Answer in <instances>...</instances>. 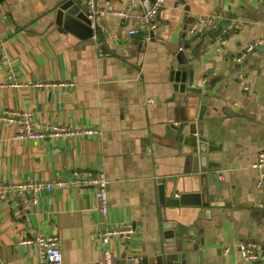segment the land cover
Masks as SVG:
<instances>
[{"label":"crops","instance_id":"crops-1","mask_svg":"<svg viewBox=\"0 0 264 264\" xmlns=\"http://www.w3.org/2000/svg\"><path fill=\"white\" fill-rule=\"evenodd\" d=\"M64 1L0 0V182L55 181L70 178L75 168L103 170L111 226H135L130 240L111 241L121 264L127 254L141 260L161 252L164 213L195 226L196 237L183 247L186 264H264V183L257 186L252 166L264 150V44L238 58L264 37V0H166L149 41L143 32L130 33L132 17L115 13L129 6L133 13L141 0H95L104 12L88 38L56 23ZM204 16L215 17V29L203 25L186 33ZM192 37L187 66L203 85L206 106L203 118L191 122L204 123L212 146L208 162L226 203L222 214L201 221V205L161 204L158 194L160 179L184 175L187 147L171 126L183 121L186 108L170 72ZM9 110L30 111L39 123L98 128L100 134L18 139V127L1 117ZM96 205L91 186L43 189L36 201L27 195L23 203L0 195V264H41L39 246L22 243L39 232L59 237L66 260L99 264L95 232L106 220ZM247 239L260 244L255 262L237 248Z\"/></svg>","mask_w":264,"mask_h":264},{"label":"built area","instance_id":"built-area-1","mask_svg":"<svg viewBox=\"0 0 264 264\" xmlns=\"http://www.w3.org/2000/svg\"><path fill=\"white\" fill-rule=\"evenodd\" d=\"M89 7L88 14L91 19L96 21L99 14L104 10L100 8L95 0H86ZM166 0H141L140 7L135 12L131 13V6L125 10H119L115 13L121 16L124 20L132 17L136 26H132L130 33L136 34L143 32L144 39L149 41L153 37V33L158 29V21L160 12L165 5ZM207 26L211 29L216 28L214 16H204L197 22H194L187 33L194 35L195 31L200 26ZM226 40L222 39L219 43L218 50ZM264 44V37L258 38L245 46L239 59L246 57L249 53L255 50L259 45ZM243 82V81H242ZM39 85L48 83L39 82ZM10 85L20 86L16 81L10 82ZM1 117L15 124L18 129L15 134L18 139H42V138H58L69 135H99L100 130L94 127L77 128L67 124H45L39 123L33 119V114L30 111H6ZM252 166L258 171L256 184L261 187L264 183V150L259 151L256 160ZM77 185L91 186L96 190L97 205L96 211L101 218L106 220V225L103 229L95 232L98 238V243L101 251L99 264H121L111 248V241L114 237L120 236L126 241L130 240L135 233V226L132 221H126L121 226H111L110 218V198L108 196L109 179L103 170H94L91 168H75L73 174L68 179L59 180H35L29 179L19 182H0V195H13L16 201L23 203L27 195H30L33 201L37 200V194L43 189H53L58 186ZM24 244L36 243L41 251V264H81L79 262L68 261L65 259L60 247V239L57 235H51L39 232L31 237L22 240ZM243 258L246 261L255 262L260 257L261 247L258 241L247 239L241 241L238 246ZM229 250V247L224 249ZM123 264H135L140 261V257L127 254L122 258Z\"/></svg>","mask_w":264,"mask_h":264},{"label":"water","instance_id":"water-1","mask_svg":"<svg viewBox=\"0 0 264 264\" xmlns=\"http://www.w3.org/2000/svg\"><path fill=\"white\" fill-rule=\"evenodd\" d=\"M88 10L86 0H65L57 8L56 23L63 29L70 30L82 38L93 37L99 26L97 19L94 21L89 17ZM223 29L224 27L221 25L213 32V35L217 36ZM195 38L192 37L186 48L179 52L178 63L170 72L174 91L180 94L179 99L186 108L183 121L171 126L175 130L174 135L178 136L177 141H181L187 147L184 175L160 179L158 194L161 204L179 206L180 204L197 203V205H201L203 210H200L197 215V221H201L202 219H212L213 214H222L226 203L222 202L221 191L217 190L221 186L218 180L219 174L208 162L210 160H208L207 151L212 150V146L204 135V123L201 121L191 122L197 115L199 118H203L202 113L206 106L205 102H201L203 85L196 82L194 69L187 66L188 60L192 57L189 58L186 49L194 44ZM198 38L200 43L202 37L199 35ZM257 211L259 212H254L256 215L262 210ZM175 217L177 218V215ZM183 217L180 216V218ZM163 221L164 243L161 252L153 256H146L135 264H186L187 251L183 247L185 243L191 242L192 238L196 237L191 231L195 227L194 224H192V228H189L181 221L167 219L165 213ZM194 247H196V243Z\"/></svg>","mask_w":264,"mask_h":264}]
</instances>
